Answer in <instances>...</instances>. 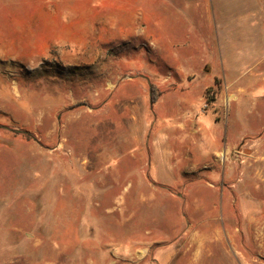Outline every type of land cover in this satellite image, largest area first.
<instances>
[{
  "label": "rangeland",
  "instance_id": "374dc122",
  "mask_svg": "<svg viewBox=\"0 0 264 264\" xmlns=\"http://www.w3.org/2000/svg\"><path fill=\"white\" fill-rule=\"evenodd\" d=\"M23 1L0 0V264H264V0H64L79 30L37 51ZM103 4L127 16L80 17Z\"/></svg>",
  "mask_w": 264,
  "mask_h": 264
},
{
  "label": "crops",
  "instance_id": "0c3cea01",
  "mask_svg": "<svg viewBox=\"0 0 264 264\" xmlns=\"http://www.w3.org/2000/svg\"><path fill=\"white\" fill-rule=\"evenodd\" d=\"M64 1V0H26L23 1L22 3H16V4H12L11 7L9 8V10L11 11H15L14 15L18 14V16H22V32H25L27 37H24L21 41H19L22 44V47H27L28 49H33L35 51L37 50H41L45 44H46V37L47 34L49 35H58V33H74L77 32L79 29H73V27L71 26H66L63 24L62 20L59 19H51L53 17H59V10L61 9V4L60 2ZM91 1V0H90ZM95 1V0H93ZM98 2H108L109 0H96ZM113 1H118V0H113ZM122 1V0H119ZM52 2H54V4H51ZM55 3H57L55 5ZM108 5H102V6H98L95 7L93 6V8H90V10L88 12H85L84 15H81L80 17H90L92 19V22H95V18H103V27H110V24H112V20L115 22V20L117 21H121L124 17L127 16L126 12L124 11V9H122L121 11L119 10L118 12L113 13L112 11L108 10ZM2 9V8H0ZM124 11V12H123ZM134 16H136V14H134ZM79 17V16H77ZM79 17V18H80ZM60 18V17H59ZM86 21L83 22V24ZM93 22V23H94ZM20 26V25H19ZM46 27V29H45ZM26 38V39H25ZM18 42V43H19ZM255 65V66H254ZM260 66V64H256L254 63L253 67H257ZM248 66L247 68H249V73L248 74H253V76L249 78V80L251 79H255V77H257L258 75V71H253L252 67ZM258 66V67H259ZM251 67V69H250ZM214 78V77H213ZM237 81V80H236ZM210 83H207L205 86H208ZM204 86V87H205ZM261 90V89H259ZM264 91V90H262ZM231 95V92L227 91V93H225V97H229ZM254 95V93L252 94ZM218 101V99H217ZM214 136V134H212ZM208 140V138H206ZM217 140V139H216ZM215 142V141H214ZM233 146V143H228L227 145H225V147H227L228 149H230ZM16 152H14V150L12 148H9L8 146H4V145H0V156H5L8 157V155H13ZM16 155V154H15ZM224 155V154H223ZM9 159V157H8ZM232 168L231 170H225L222 167V170L220 172V179H225L227 176H229L231 174ZM223 186V184H222ZM2 210H0V216L1 217H5L8 215V210L10 208L5 207V208H1Z\"/></svg>",
  "mask_w": 264,
  "mask_h": 264
},
{
  "label": "trees",
  "instance_id": "16d2710c",
  "mask_svg": "<svg viewBox=\"0 0 264 264\" xmlns=\"http://www.w3.org/2000/svg\"><path fill=\"white\" fill-rule=\"evenodd\" d=\"M159 90L157 88V85L153 82L149 83V99L150 102H155L159 97Z\"/></svg>",
  "mask_w": 264,
  "mask_h": 264
}]
</instances>
